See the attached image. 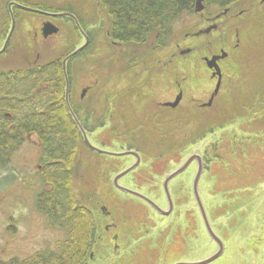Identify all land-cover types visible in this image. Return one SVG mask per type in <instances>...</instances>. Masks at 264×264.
<instances>
[{
  "label": "rangeland",
  "instance_id": "1",
  "mask_svg": "<svg viewBox=\"0 0 264 264\" xmlns=\"http://www.w3.org/2000/svg\"><path fill=\"white\" fill-rule=\"evenodd\" d=\"M15 1L74 12L84 19L86 27L96 30L80 56L85 59L78 63L76 74L78 85L90 84L94 89L85 101L87 111L76 109V113L93 146L112 153H139V167L119 184L151 197L168 210L163 188L166 175L189 157L199 155L205 163L199 181L201 200L211 227L225 245L224 254L211 264H264V0H239L227 16L218 8L187 15L171 42L160 49L152 42L114 44L100 0ZM8 2L0 0V23L4 15L9 17ZM15 14L20 27L13 41L18 44L11 57L0 55L4 68L42 63L48 58L61 61L60 55L69 46L70 22L59 19L60 35L49 41L39 37L36 42L29 24L38 17L20 11ZM208 18L222 19L218 23L221 27L209 24ZM211 26L216 28L210 33L195 35ZM5 27L0 48L9 28ZM236 43L239 47L234 50ZM188 49L191 51L181 54ZM221 49L234 51L232 63L226 65L229 78L224 93L211 107L203 106L209 102L214 85L203 59L220 55ZM182 91L181 106L175 110L160 106ZM79 92L80 87L76 103ZM119 97L131 103L116 111L120 117L110 120L109 104ZM86 113L91 116L85 118ZM34 141H26L12 156L7 172L17 171L19 180L0 193L1 261L26 258L62 238L35 208L38 193L50 186L38 181L41 149ZM135 162L131 155L100 154L90 149L84 138L79 139L74 193L93 213L97 228L95 257L92 261L87 257L86 264H175L215 254L218 245L207 233L193 194L198 163L194 161L170 181L174 207L165 217L114 186V178ZM102 206L111 212L110 217L103 216ZM112 223L114 229L105 233V226ZM114 234L119 235L117 253L110 236Z\"/></svg>",
  "mask_w": 264,
  "mask_h": 264
},
{
  "label": "trees",
  "instance_id": "2",
  "mask_svg": "<svg viewBox=\"0 0 264 264\" xmlns=\"http://www.w3.org/2000/svg\"><path fill=\"white\" fill-rule=\"evenodd\" d=\"M196 1L100 0L99 4L108 16L111 40L125 45L152 42L154 48L160 49L171 42L180 21L195 13ZM202 1L206 10L218 8L224 11L230 10L239 0ZM82 26L92 43L96 30L86 27L85 22ZM47 66L54 68L48 70L43 66L35 71L0 74V176L7 172L12 156L27 141L26 134L35 132L41 142L42 168L38 181L50 186L38 193L35 208L52 229L62 234V238L31 256L15 257L6 262L0 260V264H84L83 260L93 251L95 244L94 215L80 204L73 187L74 160L83 134L63 100L54 110L49 104L53 94L32 95L39 83H63L61 62L54 61ZM61 87L60 99L64 94L63 85ZM27 98L29 101H25ZM11 99L16 100L17 105L8 103ZM56 111L65 118H56L55 114L50 116ZM6 112H12L13 116L6 115Z\"/></svg>",
  "mask_w": 264,
  "mask_h": 264
},
{
  "label": "flooded vegetation",
  "instance_id": "3",
  "mask_svg": "<svg viewBox=\"0 0 264 264\" xmlns=\"http://www.w3.org/2000/svg\"><path fill=\"white\" fill-rule=\"evenodd\" d=\"M31 4L32 5H28V4H25L24 2H18L15 0H9V2L7 3V13L9 14V17L4 15L3 22L0 23V35L3 33L4 28H6L5 26H7L9 28H8V32H6L5 41L0 48V55L1 56H8V55L12 54V50H14L17 47L18 43H15V41H13V38H15V36L16 37L19 36L20 18L16 17L15 13H17V12L19 13V11L22 14L23 13L24 14H31L32 13L38 17V20L33 21V22H31V24H29V26L32 27V29L29 31V33L34 37L36 42H38L37 39L39 37H42L45 41H49L51 39L53 40L55 37L60 35V33L62 32V27H61V25H59V22H60L59 19H61V18L67 19L70 22V24H69V26H70L69 38L70 39L68 41L69 46L66 48V51L60 55L62 57V60L60 62H61V69H62L64 81H63V83L58 82V81H49V82L39 83V86L36 87V89L34 90L32 95L34 96L36 93H43V92L51 93L53 95H51L52 97L50 98L49 104L52 107V109L57 110L60 100H63V103L65 104L66 108L69 110L72 118H74V117H73V114L71 113V111L69 109V106L72 109L74 115L77 117L76 109L79 112L81 110L84 112L87 111L85 101L89 95V92L92 89H94L93 85L88 84V85L84 86L82 83L79 85L76 83V74H78V72H77L78 71V63L85 59V57H80V56H81L82 52H84L86 49H88L86 47L89 46L91 43L90 36L85 31V29H83V26H82L84 19L81 16H78L74 12L45 10L43 8L35 7L36 4H34V3H31ZM226 10H227V12L224 14V16H227L229 11H230L229 9H226ZM239 17H241V16H239ZM40 19H43V20L41 21ZM213 19L214 18H208V23L209 24H217L218 26L221 27V24L219 25L218 23L219 22L222 23V19H220V18L215 19V21H213ZM30 21H32V20L30 19ZM36 23L39 24V26H36ZM49 24L53 25L54 27H57L58 31H57V33H54V34H51V35H48L45 37L44 32H43V28L45 27V25H49ZM2 27H4V28L2 29ZM71 32L73 34H71ZM238 33H237V35L239 36ZM17 34H18V36H17ZM22 35H23V37H25L24 31H22ZM71 38H73V39H71ZM86 39L88 40L87 46L85 48H83L82 50H79L81 47H83L85 45ZM79 40H81L82 43L80 45H77L76 43ZM114 44H117V43L114 42ZM74 47H75V49L70 51ZM238 47H239V43H236L234 50H237ZM77 50H79V52L74 54V52H76ZM222 51L226 52L225 49H221L220 55H221ZM67 52H69V53H67ZM232 52H234V51L232 50ZM232 52H226L228 54V56L226 58L218 61V65H219L220 70H221V85H220V89L218 91V94L214 97V99L212 101V104L221 94L224 93V87L226 86V79L229 78L228 76H226V67H227L226 65L229 62L232 63L231 62ZM9 57H11V55ZM61 57H59V58H61ZM212 57H213V55L210 56V58L209 57H207V58L211 59ZM54 60H56V59H53V58L49 59L48 58L46 62H42V63L34 62V63L29 64L28 66L15 65V66H13V67L11 66L9 68H4V66L2 65V62H1L0 63V74L1 75H4V74L5 75H8V74L12 75V74L18 72L19 70L35 71L38 68H42L43 66L47 67V69L50 70L52 67L54 68V66L49 67V66H47V64L54 62ZM64 64H65V67H64ZM207 72L209 73V75L212 79V82L214 83L212 93L210 94V98H209V100H210L211 96L213 95V93L215 91V88H216V85H217V82L219 79H218V76H214V70H210L207 68ZM66 76L68 78V82L66 80ZM62 85H63V89H64V94H63V98L60 99L59 94L61 92V88H62L61 86ZM79 87H80L79 102L76 103L75 95H76V92H77ZM184 94H185L184 91H182L183 100L185 97ZM11 100L12 101L8 102V103H13V105H17L16 100H13V99H11ZM66 100H68L69 106H68ZM175 100L176 99L174 97L173 101L163 102L160 104V106H164V107L171 108V109L175 110V108H178L179 106H181L183 100L180 101L178 106L174 107V108L165 105L166 103H174ZM25 101H29V99L27 98ZM128 103H131V102H126V98H120V97L119 98H112V101L109 104V110H110L109 119L113 120V117H115L116 115L119 116L120 113H116V111H119V109H123L125 107V105ZM211 105L209 107H211ZM53 114H55L56 118H63L64 117V114L59 115L58 111H56V113L51 112L50 116H52ZM92 114L94 115V112H92ZM6 115L11 117V116H13V113L12 112H6ZM88 116H91V113H86L85 118H87ZM32 138L36 139V141H34V142H36L37 146L40 148L41 142L39 141L37 134L35 132H31V133L26 134L27 141H32ZM38 167H39L38 171L40 172L41 168H42L41 164ZM10 171H15V170H10ZM10 171H8L7 173H9ZM15 172L19 176V173L17 171H15ZM7 173H5V174H7ZM5 174H3V175H5ZM3 175H1V176H3ZM18 180H19V177H18L17 181ZM48 185H49V183H45V186L48 187ZM11 187H9V188H11ZM9 188H6L3 191H0V193H4ZM146 197H148V196H146ZM148 198L153 201V199L151 197H148ZM166 199H167V196H166ZM142 201H144V200H142ZM167 202H168V200H167ZM145 203L149 207H151L147 202H145ZM173 207H174V205H173ZM168 208H169V205H168ZM101 212L103 213L104 217H106V218L110 217L111 212L107 211L104 206L101 207ZM172 212H173V210H172ZM172 212H171V214H172ZM170 215H168V216H170ZM165 217H167V216H165ZM114 227H115V224H113V223H112V225L105 226V228H104L105 233L110 234V231L112 229H114ZM110 236H111L112 241L114 242V246H113L114 253H117L120 249V246L118 244L119 235L114 234V235H110ZM94 257H95L94 251H90L89 256H88L89 260H91V261L94 260ZM83 263L86 264V260H83Z\"/></svg>",
  "mask_w": 264,
  "mask_h": 264
},
{
  "label": "water",
  "instance_id": "4",
  "mask_svg": "<svg viewBox=\"0 0 264 264\" xmlns=\"http://www.w3.org/2000/svg\"><path fill=\"white\" fill-rule=\"evenodd\" d=\"M204 9H205V6L203 5V1L202 0H197L196 1V5H195V12L196 13H200ZM226 12H227V10H225L223 12V14H225ZM215 28H216V26H211L210 28H207L204 31H200L199 33H197L195 35L198 36L200 34H208V33H210V31L212 29H215ZM57 31H58V28L54 27L51 24L45 25V27L43 28V32H44V36L45 37L48 36V35L57 33ZM87 44H88V40L86 39L85 45L83 47H81L79 50H82L83 48H85L87 46ZM79 50L74 52V54L79 52ZM189 51H191V49H188L187 51H182L181 54L188 53ZM227 56H228V54L226 52L222 51L221 55L213 56L211 59H209L207 57H205L203 59L205 61V64H206L207 68L210 69V70H214V76H218V79H219L218 82H217L215 91H214L213 95L211 96V99L209 100V102L207 104H204L203 106H210L212 104V101H213L214 97L218 94V91H219L220 85H221V70H220V67L218 65V61L226 58ZM64 67H65V64H64ZM66 80L68 82L67 76H66ZM181 98H182V93H180L178 95V97L176 98L174 103H166L165 105L166 106H170L172 108L177 107L178 104L180 103ZM66 102H67V104L69 106L68 100H66ZM69 109H70L71 113L73 114V117H74V119H75V121H76V123H77V125L79 127V130L83 134V138H84L85 143L87 144V146L90 149H92V150H94V151H96V152H98L100 154L109 155V156L121 157V156H126V155H132V156H134L136 158L135 165H133L130 168L126 169L125 171L121 172L120 174H118L114 178V181H113L114 186L118 190L123 192V193L131 194V195H133V196H135V197H137L139 199L144 200L145 202H147L160 215L168 216V215L171 214V212L173 210V200H172V197H171V194H170V190H169L170 181L172 179L178 177L182 173H184L188 169V167L194 161H196L198 163V168H197V172H196L195 178L193 180V194H194V198L196 200V203L198 205L199 211L201 213V216H202L205 228L207 230V233L209 234L211 239L218 245V250H217V252L215 254H213L212 256H210V257H208L206 259H203V260L194 261V262L183 261V262H177L175 264H211V263L216 261L218 258H220L224 254L225 245H224L223 241L221 240V238H219V236H217V234L214 232L213 228L211 227V224L209 222L207 213L205 211V207L203 205V202L201 200V196H200V193H199V181H200V178H201V176H202V174L204 173V170H205L204 169V162H203L202 158L199 155L195 154V155L189 157L174 172L166 175L165 180L163 182V188H164L165 194L167 196L169 208H168V210H163L162 208H160V206H158L154 201H152L151 199L146 197L144 194H142V193H140L138 191L126 188V187L121 186L119 184V181H120V179L123 176H125L126 174L130 173L131 171H133L134 169L137 168V166L140 163L139 154L137 152H134V151H127V152H123V153H112V152L101 150V149L93 146L90 143V141H89V139H88V137L86 135V131L83 129V127L80 124V122L78 121L77 117L74 115V113H73L72 109L70 108V106H69ZM18 177L19 176H18V174L15 171H10L9 173L1 176L0 177V191H3L4 189L11 187L17 181Z\"/></svg>",
  "mask_w": 264,
  "mask_h": 264
},
{
  "label": "bare ground",
  "instance_id": "5",
  "mask_svg": "<svg viewBox=\"0 0 264 264\" xmlns=\"http://www.w3.org/2000/svg\"><path fill=\"white\" fill-rule=\"evenodd\" d=\"M126 152H127V151H126ZM134 152H137V151H134ZM137 153H138V152H137ZM138 154H139V153H138ZM126 156H128V155H126ZM131 156H132V155H131ZM121 157H124V156H121ZM133 157H134V156H133ZM139 157H140V155H139ZM134 158H135V157H134ZM135 160H136V158H135ZM135 163H136V162H135ZM140 163H141V158H140ZM140 163H139V165H140ZM139 165L137 166V168L139 167ZM189 167H190V166H189ZM189 167H188V168H189ZM137 168H136V169H137ZM134 170H135V169H134ZM134 170H133V171H134ZM131 172H132V171H131ZM131 172H130V173H131ZM128 174H129V173H128ZM126 175H127V174H126ZM126 175H125V176H126ZM125 176H123V177H125ZM123 177H122V178H123ZM121 186H122V185H121ZM126 188H127V187H126ZM129 189H130V188H129ZM119 191H120V190H119ZM224 252H225V251H224Z\"/></svg>",
  "mask_w": 264,
  "mask_h": 264
}]
</instances>
